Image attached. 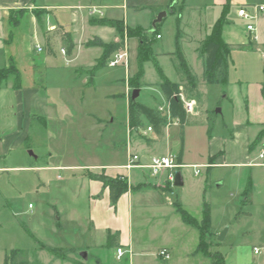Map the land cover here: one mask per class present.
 Returning a JSON list of instances; mask_svg holds the SVG:
<instances>
[{"label": "rangeland", "instance_id": "obj_1", "mask_svg": "<svg viewBox=\"0 0 264 264\" xmlns=\"http://www.w3.org/2000/svg\"><path fill=\"white\" fill-rule=\"evenodd\" d=\"M75 1L58 0L59 3H75ZM121 1L123 0H120L119 4ZM146 1L150 0H125V3L145 4ZM69 11L67 10L68 13ZM131 11L129 6L125 15L122 9H116L115 13L120 19L127 20L129 23L137 22L142 26L147 24V12L139 10L133 13ZM165 11V17L158 22V31L162 37L161 39L153 37L151 50L163 73L170 80L177 81L178 75H176L173 60L171 63L169 57V53L173 50L175 16L169 9ZM158 13L152 11V19ZM210 17V14H205L201 18V26L189 20L191 39L188 44H185V39L182 40L185 58L197 79L198 92L193 97L198 100L202 114L198 117H190L182 127L170 128L167 133L168 145L171 152L176 155L180 150V130L183 132V139L185 136L186 145L182 149L187 161L205 162L209 153L232 149L236 156L237 151H240L241 156L246 153L249 159L257 157L256 161L261 162L262 159L257 155L262 144H257L249 150L245 146L246 141L251 139L250 134L254 127L248 128L245 132L233 128L231 122L233 117L237 122H241L245 116L244 105L247 99L245 87L261 83L264 66L261 45L248 43V38L244 34L246 29L243 19H241L243 26L233 21L225 23L224 30L227 33L224 36L230 44L228 83L226 85L205 83L202 80V70L199 72L201 61L195 52V47H197L196 41L200 37L199 34L203 35ZM259 18L255 20V33L259 35L256 41L264 38L263 26ZM96 28L87 24L80 31V36L89 37L97 33ZM26 30L27 40L24 45L25 47L28 44L33 46L34 39L29 25ZM114 37H117V34H114ZM87 54V57L82 54L78 61L85 63L97 55L94 49ZM34 55L42 58L44 53H34ZM129 55L130 70L132 72L135 68L136 71L135 38L130 41ZM49 62L50 67L47 68L46 74L44 73L47 89H43L40 94L43 100L49 99L48 107L36 110L42 113L43 121L36 120L31 123L30 136L25 141L27 146L24 143L12 149L10 153L4 154L3 147L0 145V166L9 167L0 170V264H3L5 253L11 249H20L19 259L28 260L30 264H48L46 253L41 255L42 258L39 257L40 261L33 254L39 243L45 246L61 247L63 250L71 251L72 249L76 256L80 251H86L88 264H94L96 260L99 264H197V262L177 258L181 253L178 248L177 251L170 248L171 257L169 258L157 255L163 246L193 248L198 239L196 229L180 221L165 196L161 206L147 203L146 196L141 200L136 192L131 198L133 222L131 246L134 249L143 247L145 249L143 257L129 254L128 258L125 253L123 257L118 258L116 246L107 245L103 233L93 235L84 232L82 216L88 210V200L85 195L86 187L79 180L82 178L80 174L85 168H95V165L99 164L115 165L123 162L125 158V145L128 142L124 120L127 102V97L124 96L126 75L124 69L119 66L113 68L103 65L93 72L88 71L89 67L86 65L81 66V69L74 68L71 64L66 66L58 49L56 57L50 58ZM200 66L202 69V64ZM143 68L139 95L132 98L153 107L161 100L160 79L152 61L144 62ZM110 79L115 81L110 84ZM251 90L252 93L249 96L252 99L256 91L252 88ZM111 93L114 96H107ZM257 95L256 92V97ZM229 98H232L233 105ZM2 109H0V118L3 117ZM218 109L220 112L217 111ZM57 165H65L69 168H51ZM30 166L43 168H30ZM195 169L191 166L180 168L185 179L184 186H173L171 191L166 193V197L171 202L175 200L181 202L188 212L199 218L197 197L196 199L194 197L199 195L205 180L209 195L210 193L220 194V197L229 200L236 215L244 210L240 204L242 196L237 192L235 185L238 179L237 171L222 173V169L217 168L206 172L205 168L197 167L199 174L194 175ZM260 170L245 168L243 178L249 173L257 179V199L262 203L259 204L262 211L264 210V179ZM218 177H222L225 182L221 188L216 189V185L221 181ZM225 213L232 215L233 208L227 207ZM238 221L241 224L244 219ZM254 222H256L255 219ZM231 223L235 225L238 222L235 218L231 220ZM236 238L249 240L250 246L258 243L257 235L251 232L239 231ZM221 246H224L222 250L225 247L227 249V242H223ZM201 264L210 263L205 258Z\"/></svg>", "mask_w": 264, "mask_h": 264}, {"label": "crops", "instance_id": "obj_2", "mask_svg": "<svg viewBox=\"0 0 264 264\" xmlns=\"http://www.w3.org/2000/svg\"><path fill=\"white\" fill-rule=\"evenodd\" d=\"M119 2L120 0H76L75 3H59L58 0H0V68L7 67L9 66V64H12L19 74L18 86L13 85L14 74L8 75V77L0 83V109L3 108V117L0 118V145L1 147H3L4 154L10 153L12 149L22 146L25 141L28 140L31 132V123L36 120L43 121L44 118L41 116L42 113L36 110H40L42 107H48L47 100L49 99L43 100L41 98L42 95L40 94L43 89H47L44 73L46 74L47 68L50 67L49 59L56 57L57 49L61 59L65 62L66 66L71 64V66H74V68L81 69V66L86 65L89 67L88 71L93 72L97 68L96 67L92 69L102 53V48L99 46H86L85 43L93 38H98L105 43L117 41L119 39V35L115 27L99 23H92V19L104 18L108 20L122 21L125 30L123 46H126L129 53L130 41L134 38L136 39L137 49L138 40L134 36H127L126 28L138 27L143 29L144 31L150 32L152 31V21L154 20L152 19V11H164L166 14L165 10L169 9L175 16L174 25L177 15L179 16V27L182 31L180 44L181 51L185 58L182 40L185 39V44H188L189 40L191 39V31L189 25L190 21L201 26V18H203L205 14L211 15L209 19L210 21L203 31V35H201L202 33L199 34L200 37L199 39H197L198 41L193 39L197 42V47H195V52L197 53V48L200 42L210 32L211 26L221 13L223 5L227 4L225 23H227L228 21H233L242 26V20L237 15V10L239 7L247 6L250 10H252L251 6L253 5H264V0L204 1L207 2V4H203L204 2L202 0H150L146 1L147 3L145 4L135 3L132 5H128L127 3H125V0L121 1V4H119ZM129 6L132 10L131 12L133 13L139 10L147 12V24L142 26L137 22L129 23L127 20L120 19L118 17L119 15L115 13L116 9H122L124 10L125 15L128 11ZM172 6H174L175 9L180 7V12H173ZM93 9H98L101 13L97 14L95 12H92ZM67 10H70L69 13L67 12ZM66 13H68V15H66ZM185 14H187L186 17ZM259 14L258 17H260L259 19L261 21V26H263L262 32H264V11L259 12ZM190 16H192L191 19ZM164 17L165 15L162 16L161 20ZM225 23L222 27L221 35L223 40L227 44H229V41H227L224 36V34L227 33L224 30ZM87 24L92 27H97V33H93L89 37L83 38L80 36V31L84 29ZM27 25H29L30 27V32H32L34 42L33 46L28 44L27 47H25L24 44L27 40L25 38L27 36ZM21 27H25V29H21ZM158 33L159 34L157 35H159V37H156L155 35V38L161 39L162 36L159 31ZM114 34H117V37H114ZM244 34L248 38V43H251L252 45L259 44L261 45V48H264V38L263 40L258 39L256 41V38H259V35H256L255 32H253L252 34V32H248L247 30L246 32L244 31ZM68 42H72L73 44V47L70 51H67ZM36 46H40L41 51H37ZM61 48L65 49V54H62ZM91 49H94L97 54L93 57V59L86 61L85 63H81L80 61H78L82 54H85L87 57V53L91 51ZM173 51L174 35L173 50L169 53V57L171 59V63L173 60L175 68L176 59ZM34 53H44V56L42 58H38L34 55ZM129 60L130 55L128 57V62L126 65L113 66V68L119 66L124 69L126 75V78L124 79V96L127 97V102L125 106L126 112L124 115V120L128 142L125 145V158L123 162L115 165L99 164L95 165V168H85L84 171L80 174L82 175V178H79V180L82 181V183H84L86 187L85 195L88 200V210L86 214L82 216V226L84 232L91 233L93 235L94 233H103L106 239V242H104L107 243V245L111 244L108 241V237L116 233L117 236L115 238V242L112 245H115L116 248L121 247L124 250V253L120 257H123L125 253L127 254L128 258L130 257V255H138L140 257H143V254L145 252V249L143 247H136V249H134L133 246H131L133 244L131 203L133 193H138L141 197V200L142 197L144 198L146 196L147 203L157 206L162 205L163 196H165L167 202L171 203L174 212L177 215L178 213L175 211L173 201L171 202L170 199L166 197V193L168 191H171L172 187L175 186L173 185V183L170 184L167 180L169 170L164 169L158 174L154 175L151 173V170L148 167L139 165L148 164L152 156L166 155L170 153L176 157V161H178L179 163H177L180 165L173 170V177L175 171L180 172L182 184L179 186H184V175L180 171V168L184 166L203 167L205 168L206 172L217 168L222 169V173H225L227 171H237L238 174L236 176L238 177V179L236 180L235 185L237 187V192L242 196L240 204L242 205V208H244V210H242L239 215H236L237 213L234 212V207H232L229 200L224 197H220V194L210 193L209 195L208 188L206 186L207 183L204 180V185H201L199 195L194 197L195 199L197 197L196 203L199 206V218L194 217L190 212H188L183 207L181 202H178L176 200L175 201L178 202L181 207L186 210L191 216L196 218L198 222H200L202 218L203 204L206 203L209 206L210 234L205 237V241L207 243L205 250L202 251L198 247V228L184 223L179 215V219L183 224L196 229L198 234L196 246H194L193 248H190L188 246H163L161 247V249H166L169 253V256L171 257L170 248H173L174 250L176 249V251L178 248L181 253L178 254L177 258H181L185 261L197 262V264H201V262H203L205 258L208 259L210 264H212L211 256H209V254L213 252H218L220 255H222L223 264H264V210H260L259 204L262 203H260L257 199V179H255L254 175H250L249 173L245 176V178H243L245 168H256L261 169L260 173H263L262 179H264V135L256 139L259 132L264 128V92H262V84L255 83L250 84V87L249 85L245 87L244 90L246 91L247 98L244 105L245 116L241 122H237L235 117L231 119L233 128H238L247 132L248 128L252 129V127H254L252 133L250 134L251 139H248L246 141L247 143L245 144V146H247L249 150L253 146L261 143L262 146L257 156L261 158L259 155L261 152H263V157L261 158L262 161H256L257 157H254V159H249L246 153L244 156H241L240 151H237L236 156L232 149L231 151L224 149L217 150L214 153H209L205 162L195 163L193 161H187L186 157L183 155L184 152L182 147L186 145V141L185 136L184 139L182 137V131L179 130L180 150L176 155L171 152V149L168 145L169 141L167 139V133H169L170 128L174 126L180 127L179 124L164 126L161 128L160 133H156L153 128L151 131H146L145 128L150 124H148L144 120H142V124L138 127H131L129 125L128 99L129 96L132 98V95L133 97H137L139 95V88H131L129 86V78H131L137 72V70H134L135 68L131 72ZM185 61L192 71V68L188 64L186 58ZM201 64L199 63V72L200 70L203 71V66L202 69L200 66ZM160 69L162 71V68ZM175 72L176 75H178V79L177 81L173 82H181V78L178 72ZM114 81V79L109 80L110 84H112ZM260 82H262V80ZM251 88L253 90L255 89V91L258 93L256 97V92H254L252 99L249 96L252 93ZM107 96L112 97L114 96V94H107ZM160 97L161 100L156 104V106L152 107L144 103L142 104L152 108H157L158 106H166L167 104L165 102L163 94L162 96L160 95ZM188 99H192L194 101L195 112L192 114H187V120H189L190 117H198L202 114L201 108L200 106H198V100L193 96L188 97ZM133 100L135 101V99ZM229 100L231 102V105H233L232 98H229ZM217 111L220 112V109ZM143 130L145 133H142ZM25 145L27 146L26 143ZM133 154H137L139 157L138 164H136L137 166L126 167L129 157ZM67 167L68 166L65 165L51 166V168L62 169H65ZM4 168L9 167L0 166V170ZM30 168L41 169L43 167L30 166ZM88 172H102L109 177H124L129 188L118 197L116 203L113 205L111 204L109 199L108 188H103L100 181L89 178L87 176ZM193 174L197 175L195 174V172H193ZM218 178H221V181L216 185V189L221 188L225 182L222 177ZM249 185V190L246 192ZM143 201H145V199H143ZM28 207H30V204H28ZM227 207L233 208L232 215L230 213H225ZM235 218L238 223L233 225L231 223V220ZM241 219H244V221L240 224V221L238 220ZM254 219L256 220V222H254ZM224 229L225 232L223 238L219 240L217 238V235H219V232ZM239 231H241V233L251 232L253 235L256 234L258 237V243L250 246L251 243L249 240L244 238L240 240L237 239L236 235ZM225 241L227 242V249L225 247L222 250L224 246H221V244ZM52 248L60 249V251L55 254L53 251H51ZM253 248H257V252H254ZM43 253H46L47 255L46 262L48 264H88V252L85 259L80 255L76 256L74 252H72V249L71 251H69L68 249L63 250L61 247L57 246L39 245L38 248L33 252L38 260L39 257L42 258L41 255ZM157 255L159 257H162L158 253ZM169 256L167 258H169ZM26 261L28 262V264H30L28 260ZM94 264H99V261L96 260Z\"/></svg>", "mask_w": 264, "mask_h": 264}, {"label": "trees", "instance_id": "obj_3", "mask_svg": "<svg viewBox=\"0 0 264 264\" xmlns=\"http://www.w3.org/2000/svg\"><path fill=\"white\" fill-rule=\"evenodd\" d=\"M173 12H180L181 8L175 9L172 6ZM227 13V4L223 5L221 13L218 18L214 21L211 26L208 35L200 42L197 53L201 59L203 71L202 80L207 84H222L226 85L228 82V67L230 60V47L221 35L222 27L225 23V17ZM92 23H99L104 25H110L115 27L118 32L119 39L117 41L105 43L98 38L88 40L86 46H99L102 48V53L97 59L96 64L92 69L103 66L106 64L109 55L117 50H121L124 44V25L119 20H108V19H92ZM158 33V23L155 28L149 32L144 31L141 28H126V35L129 37H136L138 40L136 49V61H137V72L129 78V86L131 88H139V79L143 74V63L145 61H152L155 69L159 75V87L165 98L166 106L169 110L171 117L178 118L179 125L182 127L187 122V113L183 108L182 101L179 97V93L182 92L184 97L188 99L190 96L197 95V79L191 69L188 67L183 53L181 51L180 39L182 37V31L179 27V16L177 15L175 20V33H174V51L175 56V69L178 72L181 82L170 81L161 71L157 65L155 57L151 50V44L153 37ZM73 47L72 42H68L67 51H70ZM263 79H262V92H264V66L262 68ZM14 74L13 85H19V74L16 68L9 64L7 67L0 68V83L5 80L8 75ZM142 120L146 121L152 126L156 133H160L161 128L166 124V117L157 108L146 106L140 102L134 101L130 96L128 99V123L131 127H138L142 124ZM264 135V128L259 132L256 139ZM178 162V161H177ZM179 163V162H178ZM87 176L91 179L98 180L102 183L103 188H108L109 199L111 204H115L118 197L125 192L129 186L124 177L115 176L109 177L104 173H87ZM250 185L247 187L246 192L249 190ZM175 211L180 216L181 220L189 225L195 226L199 230V243L198 247L202 251L205 250L207 243L205 237L210 234V221H209V206L204 203L202 207V218L198 222L193 216H191L181 205L173 201ZM117 234L114 233L108 237L109 243L115 242ZM40 246H45L39 243ZM57 254L60 249H51ZM21 254L20 249H11L5 253L3 264H28L26 260L19 259ZM211 256L212 264H223V257L218 252L209 254Z\"/></svg>", "mask_w": 264, "mask_h": 264}, {"label": "built area", "instance_id": "obj_4", "mask_svg": "<svg viewBox=\"0 0 264 264\" xmlns=\"http://www.w3.org/2000/svg\"><path fill=\"white\" fill-rule=\"evenodd\" d=\"M252 10H250L247 6H241L237 10V15L245 21V28L248 32H255L256 26H255V20L258 19L259 12L264 11V5H253L251 6ZM92 12L95 13H101L98 9H93ZM156 37H159V35H156ZM37 51H41L40 46H36ZM62 54H65V49L61 48ZM261 56L264 59V48H262ZM128 49L126 46H123L122 50L114 51L109 58L107 59L106 65L113 67L117 65H126L128 62ZM179 97L182 101L183 108L187 114H192L195 112V103L192 99H187L184 97L183 93H179ZM157 109L162 112V114L166 117V124L165 126L170 125H177L179 124L178 118L171 117L169 110L167 106H158ZM146 131H151L152 126L148 125L146 128ZM142 133H145L144 130ZM261 158L263 157V152L259 155ZM139 157L137 154H133L129 157L128 163L126 167H132L137 166ZM139 166H146L151 170L152 174H158L160 171L167 169L169 170V173L167 175V180L170 184L173 183V170L180 165L176 161V157L173 154H166V155H157L152 156L149 163L146 165H139ZM193 168H196L194 170L195 174L199 173V170L197 169V166H193ZM254 252H257V248H253ZM117 256L120 257L124 250L121 247L116 248ZM158 254L164 258H167L169 256V253L166 249L162 248L159 250Z\"/></svg>", "mask_w": 264, "mask_h": 264}, {"label": "water", "instance_id": "obj_5", "mask_svg": "<svg viewBox=\"0 0 264 264\" xmlns=\"http://www.w3.org/2000/svg\"><path fill=\"white\" fill-rule=\"evenodd\" d=\"M165 15V12L164 11H161L157 14V16L154 18V20L152 21V30L155 28V25L156 23H158L162 16ZM135 96V95H134ZM133 97V95H132ZM219 110V109H218ZM182 184V181H181V176H180V172L179 171H175L174 173V177H173V185L175 186H179ZM224 232H225V229L218 235V239H222L223 238V235H224ZM79 255L82 257V258H86V255H87V252L86 251H80L79 252Z\"/></svg>", "mask_w": 264, "mask_h": 264}]
</instances>
